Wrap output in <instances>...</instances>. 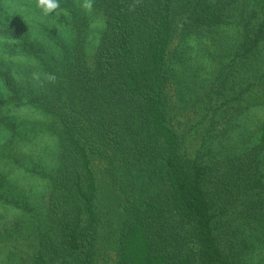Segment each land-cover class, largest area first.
Returning a JSON list of instances; mask_svg holds the SVG:
<instances>
[{"label":"trees","instance_id":"obj_1","mask_svg":"<svg viewBox=\"0 0 264 264\" xmlns=\"http://www.w3.org/2000/svg\"><path fill=\"white\" fill-rule=\"evenodd\" d=\"M2 5L0 0V10ZM94 7L106 17L95 68L84 64L81 42L74 40L63 48L57 72L63 88L58 101L67 100L69 106L57 113L64 135L61 159L49 156L50 144L18 149L8 141L0 150V158L27 153L52 165L49 171L37 165L30 169L29 178L37 183L46 179L52 193L49 200L42 196L31 202L32 208L18 213L11 227L0 228V264H10V253L19 249L10 239L19 240L33 227L37 240L31 264H95L101 223L91 155L96 143L109 144L133 181L139 175L141 184L154 189L141 197L136 186L130 189L132 207L122 231L121 264H242L264 230L228 225L235 207L243 220L260 210L259 201H251L264 146L255 145L227 161L224 174L215 172L211 164L183 151L179 132L170 124L167 92L168 56L177 23L184 19L188 27L229 26L225 8L211 0H95ZM3 26L2 34L15 41L11 53L48 65L50 57L7 23ZM263 44L264 17L253 33L244 35L231 66L241 75L253 60L258 63ZM0 78L10 92L0 98V111L15 104L56 112L45 93L24 101L10 72L0 70ZM259 95L252 94L254 105L249 107L262 109L263 101L258 100L264 98ZM2 180L0 190L5 189ZM26 202L0 192L2 206ZM29 211L33 214L27 219ZM177 221L189 225L186 235L168 234Z\"/></svg>","mask_w":264,"mask_h":264},{"label":"rangeland","instance_id":"obj_2","mask_svg":"<svg viewBox=\"0 0 264 264\" xmlns=\"http://www.w3.org/2000/svg\"><path fill=\"white\" fill-rule=\"evenodd\" d=\"M211 1L223 5L232 23L217 29L188 27L184 19L177 23L168 56L170 80L167 92L170 124L179 132L183 151L189 157H199L211 164L215 172L224 174L229 168L227 161L255 145L264 146V99L258 100L260 103L263 101L262 109L249 107L254 105L252 94H261L259 96L264 98V92L261 93V89H264V44L257 55L258 63L253 60L243 69L244 75L231 66L233 53L239 48L244 35L253 33L263 19L264 0ZM94 2L3 0L0 10V70L11 73V79L19 85L24 101L33 95L45 93L53 101L56 112L27 105L5 107L0 111V150L8 141H12L11 147L18 149H27L30 143L40 149L50 144L47 149L49 156L61 159L64 135L57 113H63L69 106L64 104L68 103L67 100L58 101L63 88H59L61 82L57 72L61 66L63 48L69 43L73 44L74 40L81 42L84 64L95 68L106 17L95 9ZM3 23L50 57L47 66L52 69L40 65L34 57L11 53L15 41L2 34L5 29ZM9 93V88L0 78V98L7 97ZM91 155L99 185L97 209L101 222L94 263L121 264L122 231L132 207L128 199L130 189L136 186L139 197L144 191L154 192V189L145 182L141 184L144 180L139 175L133 181L109 144L96 143V150ZM34 165L42 166L47 171L52 166L43 162L42 158L32 159L27 153L12 157L3 155L0 158V177L3 179L2 188H5L0 190L1 194L9 199L19 197L22 202L27 201L24 205L0 204L1 229L11 227L17 220L16 215L32 208L31 202L34 200L41 201L39 197L42 196L45 200L50 199L52 192L47 190L46 179L40 178L37 183L29 178ZM258 171L256 178L261 181L252 188L251 202L259 201L260 210L256 209L255 215L243 220L235 207L228 226L250 225L264 230V150L259 155ZM29 213L27 219L33 214ZM30 221L29 224L33 226V220ZM188 226L181 221L174 222L169 226L168 234L175 232L179 235L181 232L186 235ZM33 230L28 228L26 234L19 236V240L10 239L12 244L19 245L16 253H10V264H31L30 258L37 240L34 227ZM255 245L242 264H264V233Z\"/></svg>","mask_w":264,"mask_h":264}]
</instances>
